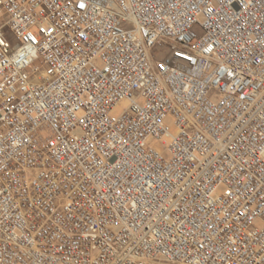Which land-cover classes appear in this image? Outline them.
I'll use <instances>...</instances> for the list:
<instances>
[{"label":"built area","instance_id":"2783aa9c","mask_svg":"<svg viewBox=\"0 0 264 264\" xmlns=\"http://www.w3.org/2000/svg\"><path fill=\"white\" fill-rule=\"evenodd\" d=\"M0 264H264V0H0Z\"/></svg>","mask_w":264,"mask_h":264},{"label":"snow or ice","instance_id":"6c2138e0","mask_svg":"<svg viewBox=\"0 0 264 264\" xmlns=\"http://www.w3.org/2000/svg\"><path fill=\"white\" fill-rule=\"evenodd\" d=\"M0 43H3L2 41H0Z\"/></svg>","mask_w":264,"mask_h":264}]
</instances>
